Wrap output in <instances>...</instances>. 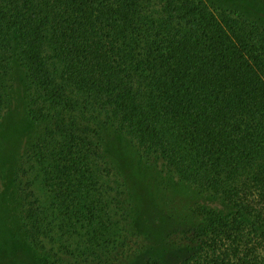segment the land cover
Listing matches in <instances>:
<instances>
[{"label": "trees", "instance_id": "16d2710c", "mask_svg": "<svg viewBox=\"0 0 264 264\" xmlns=\"http://www.w3.org/2000/svg\"><path fill=\"white\" fill-rule=\"evenodd\" d=\"M16 62L41 126L16 178L34 246L71 264L137 246L108 126L145 163L231 207L174 231L179 264H264L262 23L208 0H0V122Z\"/></svg>", "mask_w": 264, "mask_h": 264}, {"label": "rangeland", "instance_id": "374dc122", "mask_svg": "<svg viewBox=\"0 0 264 264\" xmlns=\"http://www.w3.org/2000/svg\"><path fill=\"white\" fill-rule=\"evenodd\" d=\"M241 12L264 25V0H208ZM11 107L0 122V264H71L34 246L27 238L17 189V168L34 143L41 126L29 113L26 73L16 62L11 73ZM105 154L120 169L129 196V230L138 244L103 264H148L157 257L179 264L186 248L171 244V236L180 228L201 221L207 210L231 211L221 198L198 192L189 184L163 174L145 163L137 150L110 127L103 128ZM36 190L48 204L45 187Z\"/></svg>", "mask_w": 264, "mask_h": 264}]
</instances>
